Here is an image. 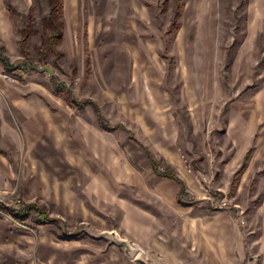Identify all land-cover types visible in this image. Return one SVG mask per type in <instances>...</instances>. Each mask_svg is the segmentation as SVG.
<instances>
[{
  "label": "rangeland",
  "instance_id": "rangeland-1",
  "mask_svg": "<svg viewBox=\"0 0 264 264\" xmlns=\"http://www.w3.org/2000/svg\"><path fill=\"white\" fill-rule=\"evenodd\" d=\"M49 1L0 0V264H145L191 216L264 264V0H63L55 55Z\"/></svg>",
  "mask_w": 264,
  "mask_h": 264
},
{
  "label": "crops",
  "instance_id": "crops-1",
  "mask_svg": "<svg viewBox=\"0 0 264 264\" xmlns=\"http://www.w3.org/2000/svg\"><path fill=\"white\" fill-rule=\"evenodd\" d=\"M1 5L0 28H2V32L0 31V46L5 45L10 38L8 31L10 21L5 13L6 11L1 10ZM175 220L174 224L177 228L168 227L160 231L164 236V241H160L154 246L150 244L147 246L149 251H152L151 253L159 254L149 255L150 264H244L247 261L244 260L242 254L235 253L231 240L228 241L218 236L219 233H217L214 225H201L198 218L193 216L186 220L182 219L179 223H176L177 219ZM103 259L98 262L101 264L124 263L123 258L117 253H110Z\"/></svg>",
  "mask_w": 264,
  "mask_h": 264
},
{
  "label": "trees",
  "instance_id": "trees-1",
  "mask_svg": "<svg viewBox=\"0 0 264 264\" xmlns=\"http://www.w3.org/2000/svg\"><path fill=\"white\" fill-rule=\"evenodd\" d=\"M179 0H175V2L177 3ZM62 4H63V0H50L49 1V12H48V16L46 19V29L48 30L49 34L44 42L43 45H47L49 51L55 55L56 54V47L58 46V44L60 43L61 39H62V29H63V24H62ZM178 4V3H177ZM7 10L9 11L10 15H14V11L12 10L11 6L6 4ZM179 7L177 6V9ZM180 9H178V11L175 14V20L179 19L180 17ZM31 37V32L27 29L25 31L22 32V36L21 39L19 41V49L20 52L22 54V56L25 59H29V55L26 49V44L28 39ZM42 55V54H41ZM44 55L41 57V59H44ZM0 63L2 64L4 70H6L7 72H13L15 70V68H13L12 66H10L8 60L3 57L0 54ZM84 106L86 104H83ZM98 114V113H97ZM147 157L148 160L150 162V165L152 167L153 172L162 178L165 179H169L172 180L174 182L177 183L178 187H179V192H178V198H181L184 195V184L183 182L175 175L173 174L171 171L166 170L164 172L160 171L158 168V164L156 163V161L153 159V157L147 153ZM249 160V154L248 152L246 153V155L243 158V164L241 166V168L238 170V172L236 173V176H238L239 174H241L247 164V161ZM235 176V177H236ZM235 184V181L232 182V185Z\"/></svg>",
  "mask_w": 264,
  "mask_h": 264
},
{
  "label": "built area",
  "instance_id": "built-area-1",
  "mask_svg": "<svg viewBox=\"0 0 264 264\" xmlns=\"http://www.w3.org/2000/svg\"><path fill=\"white\" fill-rule=\"evenodd\" d=\"M133 253L130 254L131 260L134 261L136 259H138V257L140 256V254L142 253L143 257H144V263L145 264H150L149 263V258L147 257V255L145 254L144 251H141L139 248L133 246ZM135 253H138V255L136 256ZM244 264H254V260L253 259H249L247 260Z\"/></svg>",
  "mask_w": 264,
  "mask_h": 264
},
{
  "label": "water",
  "instance_id": "water-1",
  "mask_svg": "<svg viewBox=\"0 0 264 264\" xmlns=\"http://www.w3.org/2000/svg\"><path fill=\"white\" fill-rule=\"evenodd\" d=\"M46 71L48 72V74H49L50 76L52 75V73H51L48 69H46ZM121 242L124 243L126 252H127L128 254H132V253H133V248H132L128 243L123 242V241H121Z\"/></svg>",
  "mask_w": 264,
  "mask_h": 264
}]
</instances>
